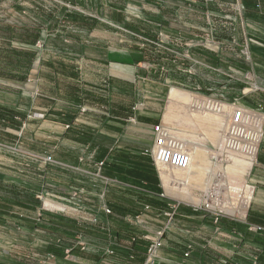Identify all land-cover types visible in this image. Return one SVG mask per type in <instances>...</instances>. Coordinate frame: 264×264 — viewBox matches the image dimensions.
I'll return each instance as SVG.
<instances>
[{
    "label": "rangeland",
    "instance_id": "374dc122",
    "mask_svg": "<svg viewBox=\"0 0 264 264\" xmlns=\"http://www.w3.org/2000/svg\"><path fill=\"white\" fill-rule=\"evenodd\" d=\"M249 2L0 0L1 73L8 76L10 72H16L17 66H20L18 57H21V61L24 59L23 64L27 66L28 57L18 53L34 55L36 67L41 63L40 74L34 78L31 75L26 82L24 97L20 91L22 87L12 83L15 81L0 83V108L24 112L27 117L22 124L21 121L0 124V132L8 133L10 140L6 144L0 142V185L5 182L23 186L22 209L25 213L31 212L27 208L28 204L38 200L40 209L37 217L45 218L48 222L57 220V226L62 231L79 221L87 230L83 231V236H86L78 244L81 249L84 247L89 251L85 253L86 258L72 255L62 260L52 259L46 251L49 245L57 242L54 238L40 232L35 233L34 237L25 238L14 228H0V264H20L22 259L28 260L29 264H134L135 258L140 255L138 253H144L143 250H147L145 262L137 261L135 264H264V259L257 251L258 243L253 240L255 235L261 234L260 229L248 225L249 215L256 212V185L251 181L257 158L250 163L242 156L225 154L222 147L226 129L219 131L215 139L211 137L209 134L212 127L193 118V111L197 110L192 104L194 101L211 98L223 102L231 115L242 107L249 110L261 108L264 115V101L261 97L264 82L257 81L253 74L256 68V45L249 35L257 29L258 24L256 17L251 14H260L262 6L258 0H254L253 5ZM70 15L78 16L79 20L73 21ZM113 50L121 51L118 59L122 61H131L134 55L132 69L127 72L138 76L137 100L144 95L149 104H156V99L150 93L164 89L163 104L160 102L163 117L168 116L170 111L172 89L189 96L188 101L177 103L173 112L174 119H165L153 126V133L156 126H164L175 138L188 143L190 153L196 148L205 150L210 157L214 153L220 157L216 161L211 160L212 168L205 187L171 182L172 190H184L188 195L200 199L198 203L175 197L166 190L163 181L162 195L172 204H189L193 208L202 202L209 191L217 192L220 203L226 206V213H220L218 208L197 212L205 219L211 218L215 225L204 219L199 226L189 222L183 224L179 237L174 233L168 236L166 228L173 225V215L168 213V221L164 224L142 217L133 220L136 229L123 231L125 235L121 236L123 238L120 241L114 239L112 226L110 232L106 225V230H101L106 233L94 234L98 226L96 218L103 211L107 198L103 194V197H94L81 192L88 197L84 202L83 195L77 190L80 188L76 187L88 190L95 188L99 191L103 187L100 183L102 175L98 170L101 165L99 167L85 161L89 153L87 147L65 137L68 129L64 118L49 116V100L52 102L49 96L56 99L57 110L63 109L65 95L71 92V85L80 88L78 81H81L82 71L92 83L104 77L102 84L106 86L111 73L126 69L107 63L97 66L93 61H100ZM48 61L55 62L56 80L50 78L54 72L48 67ZM171 78L173 83L169 88L166 80ZM53 89L56 90L54 94ZM23 100H26L25 104ZM91 120L97 121L96 116H88L87 122ZM77 158L84 162L76 161ZM235 158L248 162L252 167L244 179L230 176L229 169L234 165ZM82 163L90 164V167L83 169ZM215 165L221 168L213 173ZM156 169L160 175L161 172H168L181 180L187 176L181 175L186 171ZM64 170L77 173L83 170L88 178L70 176ZM240 171L244 170L240 168ZM63 185H67V193L58 195L52 192L53 188ZM13 190L10 186L6 192L14 195ZM110 196L114 197V194ZM250 196L249 206L242 209L234 205L236 201L243 205ZM14 204L10 206L15 207ZM11 209V218L14 219L17 215ZM146 210L149 209L146 207ZM218 213L222 215L219 222L213 217ZM223 222L233 224L231 229L237 232H240L237 225H248L246 248L240 249L237 236L216 230V226L219 227ZM151 230L157 234L151 233ZM152 247L154 249L150 253Z\"/></svg>",
    "mask_w": 264,
    "mask_h": 264
},
{
    "label": "crops",
    "instance_id": "0c3cea01",
    "mask_svg": "<svg viewBox=\"0 0 264 264\" xmlns=\"http://www.w3.org/2000/svg\"><path fill=\"white\" fill-rule=\"evenodd\" d=\"M246 1H251L249 2L251 3L250 5L255 4L254 0ZM258 2L262 6L260 14H251L252 17H256L255 21L258 23L257 29L251 31L249 35L254 39L252 41H254L256 45V68L253 74L257 81L264 82V0H258ZM120 53L121 51L113 50L108 52L106 56H103L104 58L100 59V61H93L97 66H104V64L107 63L111 64V66H118L126 69V71L120 70V72L111 73L107 78L106 86L102 84L104 77H100L97 82L92 83L85 78L84 72L82 71L81 81H78L80 88L77 89L75 85H71V92L65 95L63 109L57 110L56 99L52 97V95L49 96V99L52 100V102L49 100L51 104L48 107L49 116L55 117L56 115L60 118H64L67 124L66 128L68 129V131L65 132V137L87 147L89 153L85 156V161H90L91 164L98 165L99 167L101 165V168H98V170L102 175L101 179L103 180H101L100 183L103 184V187L101 186L99 191L97 189L95 190V188H90V190H88L89 188L82 187L81 189V186L76 187L80 188V190L77 189L80 194L84 192V194L89 193L94 197H103L104 195L105 198H107L103 211L100 212L97 216L98 218H96L98 219L96 222L98 226H96L94 234L97 233L101 235V233H106L101 232V230H106V225L109 226L107 230L110 232V226H112L115 228H111L114 231V239L120 241V239L123 238L121 236L125 235L124 232L136 229L133 220H139L142 217L149 221L164 224L168 221L166 217L168 213H172L173 215V225L170 228H166L168 229L166 232L168 236H172L171 233H174V235L179 237V233L182 232L183 224L189 222L199 226L204 219V221L210 222L211 225H215L211 218L205 219L202 214L195 212L189 204H172V202L167 201L164 195H162L163 190L161 182L163 181L166 190L175 195V197L196 204L200 199L194 195H188L184 190H172L170 188L171 182H183L188 186L205 187L207 185V176L210 174L212 168L211 160L214 159L216 161L220 156L214 153L210 157L205 150H197L194 148V151L191 153V169L189 168V171L181 173L182 176L187 174L186 178L181 180L176 177L174 178L172 174L168 172L167 174L161 172L160 175L152 158L145 155V152L154 144L153 126L163 122L165 119H174L175 114L173 112L176 109L177 103L180 101H188L189 96L177 89H172L170 93L172 103L170 111L168 116L163 117V108L160 106V102L163 104L164 89L161 88V91L156 90L154 94H152L153 92L150 93L151 97L156 99V104H149L144 95L142 99L137 100L136 79L138 76H136L135 73L132 75L130 72H127L132 69L134 55L131 54V61H122L118 59ZM18 54L28 57L27 66L23 64L24 59L21 61L19 59L21 57H18L20 66H17L16 72H10L11 75L6 76L0 71V83H2V81H6V83L15 81L12 83L22 87L20 91L24 97L26 82L30 80L31 75L34 78L36 74H40L41 63L39 67H36V64H34L35 62H33L34 55ZM39 62H41V60ZM53 64H55V62H47L48 67L51 70L53 69L54 72V74H51L50 78L56 80L57 67ZM166 81L169 83L168 87L170 88V84L173 83L172 78ZM55 89L52 90V94L56 93ZM257 96L259 97V95ZM261 97L264 101V93ZM25 101L26 100H23L24 104ZM258 101H260L259 98ZM31 102L34 103L33 100H31ZM258 104L259 102L256 103V105ZM226 113L219 117L194 113L193 118L199 122L201 121V123H204L207 127L211 126L212 129L210 128L211 133L209 135L215 139L219 131L224 129L227 131V127H229L231 113L228 110ZM88 116H96L97 121L94 122L91 120V122H87ZM26 120L27 117L24 112H16L7 107L0 108V124L19 121H21L22 124L25 123ZM177 136L179 135H176V137ZM142 138L144 139L143 142L141 141ZM0 142L5 144L10 142L9 134L0 132ZM183 142L188 147V143H186L185 140H183ZM78 160L84 162L81 158L76 159V161ZM237 160L240 163H238ZM88 167H90V164H81V168L83 169ZM219 168L221 167H216L215 165L213 173H216ZM240 168L244 171L241 172ZM251 168L248 162L235 158L234 165L228 169L230 170V176L244 179L250 174ZM64 171L69 173L70 176L77 175L79 178H88V174H85L83 170L79 171V173L75 171ZM124 172H127V175ZM188 177L189 179L186 180ZM251 182L253 185H256L257 200L256 212L254 215H249L248 225L257 226V228L260 229L259 232H261V234L255 235L253 240L257 241V251L260 253V257L264 259V137L260 144L256 167L252 172ZM10 186L14 189V195L6 192L10 189ZM23 189V186L18 184L1 183L0 193L3 194V196L0 197V228H14V230L21 233L22 237L25 238L30 236L34 237V234L38 232L49 238H54L57 242L49 245L46 251L47 255L52 259L62 260L66 257L71 258L72 255H80L86 258L85 253L89 251L85 250L84 247L81 249L78 243L86 236H83V231L85 229L87 230V228L78 221L73 222L75 223L73 227L70 226L66 231H62L57 226V223H59L57 220H54L56 222H48L45 218H38V210L40 209L38 200L36 202H30L27 208L31 212L25 213L22 209L24 206L22 201ZM206 189L207 188H205V190ZM67 190V185H63L53 188L52 192L61 195L67 193ZM98 193L100 195H98ZM84 194H82V197L85 202L88 197H85L86 195ZM111 194H114V197L110 196ZM188 196L192 198L189 199ZM92 201L95 203V200ZM12 203H15V207L10 206ZM146 207L149 210H146ZM11 208L14 209V214L17 215L14 219L11 218V214L13 213ZM106 210H109L110 213L108 214ZM25 217H28V219ZM248 225H237L240 231L237 232L231 229L233 224L223 222L218 225L219 227L216 226V230H222V232H227L234 237L237 236L240 249H244L248 242ZM150 232L155 233V231L152 230ZM85 240H87V238ZM34 256L36 255L34 254ZM139 257L140 255L135 258L136 261H133L134 264L139 261ZM20 264H29V261L22 259Z\"/></svg>",
    "mask_w": 264,
    "mask_h": 264
},
{
    "label": "built area",
    "instance_id": "2783aa9c",
    "mask_svg": "<svg viewBox=\"0 0 264 264\" xmlns=\"http://www.w3.org/2000/svg\"><path fill=\"white\" fill-rule=\"evenodd\" d=\"M193 107L197 111L216 115L223 114L225 110L223 102L211 98L198 100ZM261 110V108L249 110L242 107L233 112L225 135L223 147L225 154L239 155L250 162L255 161L264 137V115ZM146 154L150 155L159 170L187 171L192 162L187 146L175 138L168 128L161 125L154 128V145L152 150L146 151ZM215 208L213 199H205L200 205L193 206L196 212L210 211ZM219 211L221 213L220 209ZM221 216L218 213L213 217L219 222ZM153 249L154 247L149 250L150 253Z\"/></svg>",
    "mask_w": 264,
    "mask_h": 264
},
{
    "label": "bare ground",
    "instance_id": "6f19581e",
    "mask_svg": "<svg viewBox=\"0 0 264 264\" xmlns=\"http://www.w3.org/2000/svg\"><path fill=\"white\" fill-rule=\"evenodd\" d=\"M197 101H194L192 104L193 105H195V103H196ZM193 113H198V114H203V113H200V112H197V111H193ZM226 113V108H225V110H224V113L223 114H225ZM223 114H221V115H223ZM227 114V113H226ZM209 115V114H208ZM207 115V116H208ZM213 116H216V114H212ZM202 116V115H201ZM206 116V115H205ZM210 116V115H209ZM220 115H217L216 117H219ZM228 128V127H227ZM184 143V142H183ZM185 144V143H184ZM186 145V144H185ZM191 155V154H190ZM191 159H192V155H191ZM237 162H238V160H237ZM239 163V162H238ZM251 163V162H250ZM192 166V162H191V165H190V167ZM238 172V171H237ZM240 172V171H239ZM248 173V172H247ZM252 188V187H251ZM253 189V191H254V188H252ZM244 191V190H243ZM245 193V192H244ZM239 194V193H238ZM246 195H248V194H246ZM227 198V197H226ZM248 199H246V201H245V203L242 205V203L241 202H238L237 203V201L235 202V201H233V202H235L234 203V205H236V206H240L242 209L243 208H245V207H247V206H249V202L251 201V196L250 197H247ZM205 199H213V201H214V207H216V208H219L221 211H223V212H225L226 213V206L224 207L221 203H220V196L218 195V193L217 192H215V191H209L208 192V194H206V196H205V198H203V200H202V202L205 200ZM232 200V199H231ZM239 200V199H238ZM250 200V201H249ZM226 201V200H225ZM201 202V203H202ZM200 203V204H201ZM199 204V205H200ZM227 205V204H226ZM235 208V207H234ZM244 213V212H243Z\"/></svg>",
    "mask_w": 264,
    "mask_h": 264
},
{
    "label": "trees",
    "instance_id": "16d2710c",
    "mask_svg": "<svg viewBox=\"0 0 264 264\" xmlns=\"http://www.w3.org/2000/svg\"><path fill=\"white\" fill-rule=\"evenodd\" d=\"M69 17L73 18V21H77V20H79V17H78V16H75V15H70ZM82 21H84V19H83ZM120 22L122 23L123 20L121 19ZM6 33H7V32H6ZM8 34H10V33H8ZM124 173H125V172H124ZM125 174L127 175V172H126ZM143 252H144V253H138V254H140V257H139V263H144V262H145V259H146V256H145V255H146L147 250H143ZM134 253H135V254L137 253L136 250H134Z\"/></svg>",
    "mask_w": 264,
    "mask_h": 264
}]
</instances>
